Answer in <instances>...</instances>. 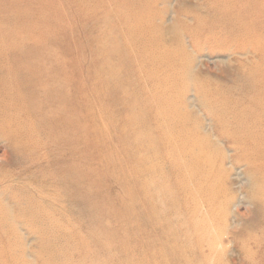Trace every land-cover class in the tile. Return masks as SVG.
I'll list each match as a JSON object with an SVG mask.
<instances>
[{"label":"rangeland","instance_id":"rangeland-1","mask_svg":"<svg viewBox=\"0 0 264 264\" xmlns=\"http://www.w3.org/2000/svg\"><path fill=\"white\" fill-rule=\"evenodd\" d=\"M145 1L0 0V264H264V0Z\"/></svg>","mask_w":264,"mask_h":264},{"label":"bare ground","instance_id":"bare-ground-1","mask_svg":"<svg viewBox=\"0 0 264 264\" xmlns=\"http://www.w3.org/2000/svg\"><path fill=\"white\" fill-rule=\"evenodd\" d=\"M154 1L155 0H146L143 5H139L135 8H133V10H131L134 13H138V12L140 13L141 12L144 15L142 27H147L149 29L152 28L151 27L152 22L150 20V17L153 15H156V13H153L154 11L152 10V8L149 9L148 5L153 4ZM217 1H218L217 4L219 6L226 8L231 12H233L234 10H238V11L247 12V14H252V13H250V11L253 10V7H254L253 6L254 5L253 0H233V1L232 0H217ZM146 2H148V4H146ZM247 33H249V31H247ZM245 35H246V31H245ZM157 39L158 38H156V37H152V42H150L152 44L151 47L156 48L157 45L158 46L161 45L160 39H159V41H157ZM258 40L259 41L256 40L258 46H260L264 50V36H260L258 38ZM165 56L168 59H171L172 57L174 59L173 54L171 55L170 53H167V54H165ZM170 61H174V60H170ZM186 67H188V66H186ZM187 142H189V143L185 144L182 141L183 145H180L179 149L182 150V153H183V151H185V154L183 155L185 157L184 161H187V164L189 165L190 170H192L193 168H195V165H197V164L194 165L193 162L196 163V162L200 161L199 159L201 157H203V159L206 158L207 160H209L210 153H209L207 147L205 145H203V142L196 139L195 137L191 138L190 140H187ZM174 151H175V149L173 148V149H171L170 152H174ZM150 153H151V151H150ZM188 181H189V177L187 178L186 182H188ZM149 190L153 191L150 187H149Z\"/></svg>","mask_w":264,"mask_h":264}]
</instances>
